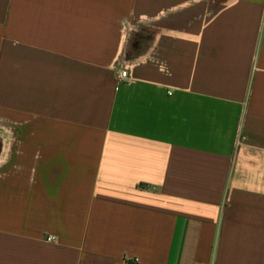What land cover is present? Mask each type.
I'll use <instances>...</instances> for the list:
<instances>
[{
    "label": "crops",
    "instance_id": "0c3cea01",
    "mask_svg": "<svg viewBox=\"0 0 264 264\" xmlns=\"http://www.w3.org/2000/svg\"><path fill=\"white\" fill-rule=\"evenodd\" d=\"M0 264H264V0H0Z\"/></svg>",
    "mask_w": 264,
    "mask_h": 264
},
{
    "label": "built area",
    "instance_id": "2783aa9c",
    "mask_svg": "<svg viewBox=\"0 0 264 264\" xmlns=\"http://www.w3.org/2000/svg\"><path fill=\"white\" fill-rule=\"evenodd\" d=\"M127 78H128V73H127V71H122V72H120L119 75H118V80H119V81H125V80H127Z\"/></svg>",
    "mask_w": 264,
    "mask_h": 264
}]
</instances>
